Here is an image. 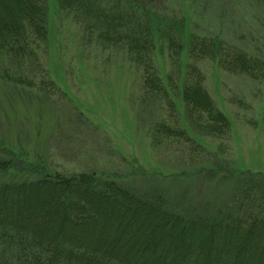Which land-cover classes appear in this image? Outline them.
Instances as JSON below:
<instances>
[{
  "label": "rangeland",
  "instance_id": "1",
  "mask_svg": "<svg viewBox=\"0 0 264 264\" xmlns=\"http://www.w3.org/2000/svg\"><path fill=\"white\" fill-rule=\"evenodd\" d=\"M229 3L228 11L210 4L202 16L197 2L193 29L264 58V0ZM45 4L47 37L35 57L18 61L0 50V161H8L0 182L90 171L137 191L159 189L170 207L210 215L233 203L240 172L264 175V82L197 61L204 88L230 122L225 134L206 132L204 117L188 114L178 89L169 88L168 74L182 85L184 65H173L167 50L154 59L173 106L146 94L123 49L87 39L58 0ZM158 121L184 135L159 132Z\"/></svg>",
  "mask_w": 264,
  "mask_h": 264
},
{
  "label": "trees",
  "instance_id": "2",
  "mask_svg": "<svg viewBox=\"0 0 264 264\" xmlns=\"http://www.w3.org/2000/svg\"><path fill=\"white\" fill-rule=\"evenodd\" d=\"M197 2L202 16L210 4L212 11L218 3L223 11L231 5L58 0L87 39L125 51L142 72L147 95L161 94L173 106L169 88L176 87L188 114L204 117L206 132L225 134L229 119L204 88L197 61L264 82V58L222 35L193 29ZM46 13L45 0H0V50L18 61L35 57L38 42L47 37ZM163 49L173 65H184L180 87L168 74V88L157 72L154 55ZM156 127L168 136L184 135L164 121ZM7 163L0 161V169ZM238 179L233 203L210 215L170 207L159 189L137 191L90 171L1 181L0 264H264V175L242 171Z\"/></svg>",
  "mask_w": 264,
  "mask_h": 264
}]
</instances>
